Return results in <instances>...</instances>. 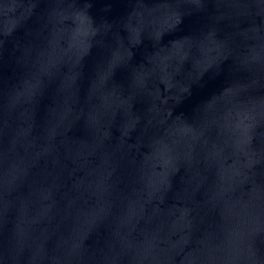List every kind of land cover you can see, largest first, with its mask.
<instances>
[{"label": "water", "instance_id": "95a60500", "mask_svg": "<svg viewBox=\"0 0 264 264\" xmlns=\"http://www.w3.org/2000/svg\"><path fill=\"white\" fill-rule=\"evenodd\" d=\"M0 264H264V0H63L0 67Z\"/></svg>", "mask_w": 264, "mask_h": 264}]
</instances>
